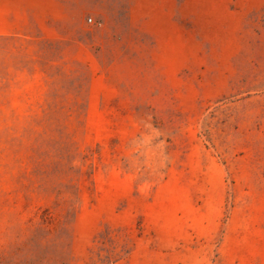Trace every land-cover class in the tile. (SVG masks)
Instances as JSON below:
<instances>
[{
	"label": "rangeland",
	"instance_id": "rangeland-1",
	"mask_svg": "<svg viewBox=\"0 0 264 264\" xmlns=\"http://www.w3.org/2000/svg\"><path fill=\"white\" fill-rule=\"evenodd\" d=\"M0 264H264V0H0Z\"/></svg>",
	"mask_w": 264,
	"mask_h": 264
}]
</instances>
